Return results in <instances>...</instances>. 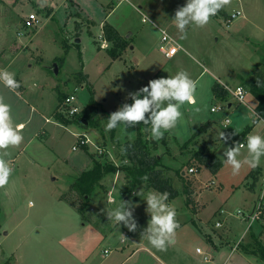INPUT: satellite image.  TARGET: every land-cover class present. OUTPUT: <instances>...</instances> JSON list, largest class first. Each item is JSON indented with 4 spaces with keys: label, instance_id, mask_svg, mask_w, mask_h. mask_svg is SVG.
<instances>
[{
    "label": "rangeland",
    "instance_id": "obj_1",
    "mask_svg": "<svg viewBox=\"0 0 264 264\" xmlns=\"http://www.w3.org/2000/svg\"><path fill=\"white\" fill-rule=\"evenodd\" d=\"M120 1L114 0V4L120 5L110 22L117 25L120 36L131 34L132 38L130 44L113 56L108 51L111 43L107 48L102 47L105 41L100 36L103 32L99 25L79 21L77 24L82 30L72 36L64 29L65 20L48 21L40 5L34 6L31 0H0V69L13 72L15 79L20 80V87L15 91L0 82V96L11 106L13 125L21 122L26 127L18 147L0 150V155L8 153L3 158L11 168L8 182L0 187V264H194L192 252L196 244L206 245L205 237L208 233L217 235L215 230L227 237L225 259L231 255L227 258L229 264H262L260 253H250L258 250L255 242L264 247V221L255 222L249 228L238 216V209L250 214L257 201L254 192L245 189L252 184L251 177L245 180L250 166L245 164L239 174L233 175L232 168L225 164L220 178L210 176L203 180L207 168L195 159L203 144L198 141H211L216 132L193 138L189 145L184 143L190 138L189 127H195V112L214 120L221 118L219 127H224V120L230 117L231 123L223 129L231 139L225 143L219 138V144L212 143V146L210 142L207 148L217 150L224 159V149L240 142L245 148H241L238 158L247 157L246 137H239L252 123L253 112L248 107L253 103L252 97L248 106H240L231 97L234 108L228 109L223 101L210 99L209 94L215 85V76L236 86L260 69L264 57V0H231L206 26H188L187 38L182 39L186 52L174 60L161 52V31L157 26L166 29L179 42L182 34L172 19L176 9L187 0ZM223 11L228 17L239 11L243 17L227 24ZM33 13L39 22L26 27L25 21ZM145 17L147 21L143 22ZM65 45H69L67 52ZM56 64L58 75L52 70ZM181 70L188 72L195 82L197 98L201 95L200 88L204 98L197 100L196 105L181 106L182 117L169 130L171 135L164 132L166 146H162L161 139H154L158 147L152 153L163 159L159 169L181 192L170 205L176 210L179 225L185 227L176 231L177 242L161 251L141 235L150 215L146 212V201L137 193L155 190L147 189L144 184L133 185L127 169L132 163L125 158V143L116 138L122 134H112L114 129L106 130V120L130 102L129 93L137 92L154 78H167ZM81 72L89 75L88 83L78 84ZM21 85L25 87L23 92ZM61 94L76 96L79 115L84 111L92 114L96 109L95 119L84 126L72 118L68 125L59 122L56 116ZM213 106H222L225 116L212 113ZM124 129L130 137L137 134V125ZM254 134L264 136V124ZM79 136L90 140L88 153L78 146ZM74 146L78 150H73ZM261 162L264 165V157ZM106 164L116 170L103 173L85 202V196L72 190L71 184L83 172ZM191 168L197 172L184 175ZM186 185L192 191L189 204L184 194ZM203 193L202 200L198 201ZM29 201L33 206H29ZM121 201L137 205L134 216L139 227L135 232L123 224L110 222L107 217L106 210L116 208ZM68 202L75 204L79 211ZM220 208L227 211V216L222 220L223 227L216 229V222L223 218L221 212L217 215L215 211ZM121 234L128 238H122ZM133 237L136 242L132 241ZM215 240L219 246L225 243L220 237ZM105 250L111 253L105 256Z\"/></svg>",
    "mask_w": 264,
    "mask_h": 264
},
{
    "label": "clouds",
    "instance_id": "obj_2",
    "mask_svg": "<svg viewBox=\"0 0 264 264\" xmlns=\"http://www.w3.org/2000/svg\"><path fill=\"white\" fill-rule=\"evenodd\" d=\"M230 4L231 0H187L185 5L176 9L172 19L178 32L182 34L181 39L187 38L188 26H206L212 16ZM145 19L147 21V17ZM0 82L12 91L20 87L15 74L7 69H0ZM195 88V82L189 73L183 70L167 78L152 79L137 92L129 93L132 103H124L110 114L106 120V130L110 131L121 125L129 128L143 123L150 125L151 137L160 140L164 132L174 128L182 117L181 106L194 103ZM23 127V124L13 125L11 106L0 96V150H6L9 146L18 147L24 139ZM235 133H238V130L235 129ZM218 136L225 143L231 139L224 131H220ZM245 139L248 155L243 160L238 158L241 148L244 147L240 142L224 149V163L232 168L233 175L239 174L245 164L252 168L258 167L261 157H264V136L249 133ZM6 155V151L0 155V187L8 182L11 173V168L3 158ZM137 194L146 201V212L150 215L148 226L141 233L142 238H146L154 248L166 251L167 246L174 241L176 229L180 226L176 220L175 208L167 202L170 194L158 191ZM29 206H33L31 201ZM136 207L132 201H121L116 208L106 210L107 217L110 222L123 224L130 232H135L139 227L134 216ZM121 237L125 238L123 234Z\"/></svg>",
    "mask_w": 264,
    "mask_h": 264
},
{
    "label": "crops",
    "instance_id": "obj_3",
    "mask_svg": "<svg viewBox=\"0 0 264 264\" xmlns=\"http://www.w3.org/2000/svg\"><path fill=\"white\" fill-rule=\"evenodd\" d=\"M31 1H32L31 3L34 6L35 5H37V6L40 5V7L44 11V13L46 15V19L48 21H57L58 22L60 19L65 20V24H64L65 28L64 29H67V31L69 33H71L72 36H75L77 33L79 34L80 31L82 30V27L78 26V24H77V23H79V21H82V20L83 21L87 20V21H89L90 24H93V25H99L100 28L102 29V32H103V33H101L100 36L103 35V40L105 42H107V40H106L104 32H105V28H106L107 25L109 27L115 29L117 32H120L119 28L117 27V25H115L114 22H112V23L110 22V20L114 17L118 6L120 5L119 3H118V5L114 4L115 3L114 0H31ZM122 1L123 0H121L120 3ZM126 1L128 2L129 0H126ZM236 1H239V0H236ZM141 9H143V8L141 7ZM241 17H243V14H242ZM143 22H146V21H144V19H143ZM153 24H155V23L153 22ZM156 26H157V24H156ZM157 27L159 28V30L163 29V27H160V26H157ZM164 30H166V29H164ZM121 36L125 37L126 40L128 41V44H130L129 42H130V40L132 38L131 34H128V35H123L122 34ZM178 40H179V42L181 44L177 40L176 41L181 46V49L179 50L178 54L175 57L167 58V59L174 60L180 54H183V52H186V44L184 43V41H182L181 38L178 39ZM107 44H109V42H107ZM161 52H162V50H161ZM202 75H203V73L200 76H202ZM197 80H200V77ZM18 81H20V80H18ZM85 81H87V83L89 82V75L88 74H86ZM214 82H215V85H213L210 88L211 89V93L209 94V98L210 99H214V100H218V101H223L224 104H226L228 109H233L234 108L233 107V103L230 102L231 96H230V94H228L224 90L222 84L229 85L230 87H235V86L231 85V83H229L227 81L224 82L223 80H221L217 76H215ZM238 85L244 86L243 83L242 84L239 83ZM238 85H236V86H238ZM215 86H219V88L221 90V93H225L227 100H223L220 97H217L215 95V91H214V87ZM24 88H25L24 86L21 87V91L22 92L24 91ZM199 94H201V95H198L199 98H197V96L194 93V95H193L194 103L189 104V105H196L197 104V100H200V99L204 98L203 97L204 95L202 93V89L201 88L199 89ZM249 97H252L253 103L252 102L249 103V106H248L247 104H248ZM242 105H247L251 109V111L253 112V115H255V117H253V115L250 116V118L252 119V123L248 124L249 126L253 125L254 121L259 119L260 116L255 111L256 107L258 106V101L254 98V96L251 95L249 90H248L247 102H246V104H240V106H242ZM212 108H211V112H212ZM218 113H221V117L222 118L226 114L223 111L222 112H218ZM183 115H188V114L185 113ZM195 115L197 116L196 119H194V120H196V121H194V126L195 127H189V131L188 132L190 134V138L187 140V143L191 140L193 134L199 128L205 127L206 129H205L203 134L211 133V132H213V134H214V132H216L217 133V134L215 133L216 137H214V138L212 137L211 141L210 140L208 141L207 139H205V140H203V142L202 141H198V143H203V144H201L202 147L203 146L204 147H208L207 145L210 142H211L212 146L215 143H216L215 145L219 144L220 143V139H219L218 133L221 131L219 129L221 127V126L219 127V125H221V123H220L221 118L219 120L210 119V118H208L206 116H203L199 112H195ZM190 116L193 117V114H190ZM227 119H230V123H231V118L227 117L224 120L225 121L224 127H221V129L223 131H224L223 128H227V126L230 124V123L226 124V120ZM46 122L48 123L49 119H46ZM221 122H223V121H221ZM20 124L24 125L22 130H25V128H26L25 127V123H21V122L17 123V125H20ZM263 124H264V119L261 118L259 120V122L254 126V128L251 131V133H254L255 130L258 129ZM222 126H223V124H222ZM214 128L215 129L218 128V131H215ZM126 131L127 130L124 129V127L118 126L117 128L114 129L112 134H115V133L122 134L120 137H116V138H118V140H122L123 143H125V145H126L127 143H129V142L132 143V142H134L137 139V134H136V136L130 137V134H127ZM167 132L171 135L170 131H167ZM146 136L147 137H145L144 140L148 143V145L150 147L157 148L158 147L157 146V142L151 137L150 129L147 130ZM163 139L164 138L161 139L162 143H163L162 146H166V141L163 140ZM175 140H176V142L179 145L182 144L178 139L175 138ZM241 144H243V143H241ZM184 145H185V143H184ZM26 147H27V144L24 145V147H22V149L25 150ZM243 148H245V147H243ZM89 151H90V149H89ZM214 152H215L216 156L222 161V163H223L222 168L219 170V172L217 174H213L210 170L206 169L205 172L203 173V176H202L203 180L205 179V177L208 178L210 176H215L216 178L217 177L220 178L223 175L222 172L224 171L225 166H226L225 163H224V159L218 154L217 150L216 151L214 150ZM20 153L22 154L23 152H20ZM255 168H258V169L261 170V172L258 174V177H257L258 181H257L256 185L254 186V188L252 189L251 186L253 184V181L255 180L254 178H252L251 186L247 185V186H245V189L249 190L251 192H254V196L257 198L256 200H258L259 191L262 189V186L264 185V165L261 162V163H259V166L255 167ZM255 168H252L251 166L249 167V170H248L247 174L245 175V180L248 179L249 174ZM186 174L190 175L189 171L188 172H184V175H186ZM262 182H263V184H262ZM220 187H222V185ZM203 195H204V193L202 195H200L201 198L198 201L202 200ZM232 196H234V194ZM194 197H196V195ZM230 198H231V196H230ZM195 201L197 203V200H195ZM240 201H241V204H244V200H240ZM254 203H255V201H254ZM254 203L252 205L253 209H254L257 201H256L255 204ZM199 210L200 209H197L198 213H196V214H199ZM238 210L240 211L242 209H238ZM215 211H217V215H219L220 212L222 213L221 218L222 217L223 218L220 220L221 222H222V220L224 221L226 219L225 217L227 216V211L223 210V208L216 209ZM220 221H217L216 224L218 222H220ZM222 224H223V222H222ZM215 227H216V225H215ZM183 228H185V227H183V225H180L179 228L176 229V231L179 232V231L183 230ZM216 229H220V228L216 227ZM215 232L217 233V235H215V236L213 234H211V233L205 232L206 234L207 233L209 234V236L205 237V239L208 241V243L206 245L196 244V247H195L196 249H195L194 252H192V257L194 258V259H192V262L194 264H203V262L205 264H229L228 259L231 257V255L227 256L228 259L227 258L225 259V256L227 255V251H228V246H227L228 243H227V240H226L227 237H225L223 234H219L217 230H215ZM197 235H200V234H197ZM130 237H132V236H130ZM219 237L221 238V240H220L221 242L222 241L225 242L224 245L220 244L221 246H219V243L216 242L215 238L218 239ZM125 238H128V237L125 236ZM122 240L126 242L125 239H122ZM132 241L136 242L137 241L136 237L135 238L133 237ZM176 242H177V239H175L172 243H176ZM198 249H201L202 253H198V251H197ZM135 252L136 251H134L133 253H135ZM205 256H207L209 258L208 262L205 260ZM166 264H168V263H166Z\"/></svg>",
    "mask_w": 264,
    "mask_h": 264
},
{
    "label": "trees",
    "instance_id": "obj_4",
    "mask_svg": "<svg viewBox=\"0 0 264 264\" xmlns=\"http://www.w3.org/2000/svg\"><path fill=\"white\" fill-rule=\"evenodd\" d=\"M222 14L228 18L226 12L223 11ZM104 33L106 40L109 43H111L110 48H108L109 49L108 51H110L111 55L116 56L119 49L121 50L128 45V41L124 40L115 29L109 27L108 25L106 26ZM68 46L69 45H65L64 47L66 49V52L68 51L69 48ZM259 67H260L259 69L260 71L258 70V72H256L254 76H249L245 79H242V83L244 87L249 90L251 95L254 96V98L258 101V106L256 107L255 111L256 113L259 114L260 117L259 119L254 121L253 125L248 126L239 138L247 137V135L251 133L254 126L259 122V120L261 118L264 119V57L261 60ZM85 79L86 76L83 75L82 72L78 74V84L83 83ZM214 91L217 97H220L223 100H227L225 93H221L219 86H215ZM66 98H67L66 95L61 94L60 105ZM130 103H132V100H130L129 104ZM91 105L93 104L91 103ZM90 112L84 111L81 115H78L73 119L75 121L80 122L82 125L84 124L83 120L86 119V122L89 124L90 120L95 119L98 111L96 109L95 110L93 109V113L91 114ZM56 117L58 121L61 123H64L66 125L71 123L69 119L65 118L59 112ZM148 129H150V125H145L143 123L138 124L137 139L134 142L132 143L129 142L125 145V153L127 155L125 158H128V160L132 163L131 168H127V169L129 171V175H131V177L133 178L134 186H141L144 184L146 185L147 189H153L158 192H168L170 195L167 202L170 204V202L176 200L181 195V192L173 187L171 180L164 175L163 170L159 169L163 165L162 157L154 155L152 153V150H156L157 148H153V147L151 148L148 145V143L144 140ZM205 129H206L205 127L199 128L193 134L192 139L185 145H189L192 142V140L202 135ZM83 148L87 153L89 152V146H84ZM195 159L201 165H203L208 170H210L213 174H217L223 165L222 161L216 156L215 152L209 150L207 147L204 146L201 147L200 150L197 152V154L195 155ZM98 165L99 163L97 164V166ZM104 166L105 167L102 168L100 167L97 169L93 168L92 170L83 172L71 184L70 188L72 190L80 193L82 197L85 196L84 197L85 202H87L89 199L86 197L89 196L95 190L96 186L100 182L103 173H111L116 170V167L112 165L106 164ZM260 172L261 170L256 168L249 174V177L255 179L251 186L252 189L254 188V186L258 181L257 177ZM180 174L181 177L185 179L184 176H182V173ZM144 177H147V179L145 180ZM189 187H190L189 185H186V189L184 192L188 196V204L192 202L190 199L192 195V191L190 190ZM68 203L73 208L78 210L75 204L70 202ZM255 244L257 245L256 248L258 250L255 252H251L250 254L255 255L256 253L257 255V252L260 253L259 259L262 262V264H264V247L260 244V242H255Z\"/></svg>",
    "mask_w": 264,
    "mask_h": 264
},
{
    "label": "built area",
    "instance_id": "obj_5",
    "mask_svg": "<svg viewBox=\"0 0 264 264\" xmlns=\"http://www.w3.org/2000/svg\"><path fill=\"white\" fill-rule=\"evenodd\" d=\"M219 12L216 14L218 15ZM242 16V12H234L231 16H229L226 19L227 24L233 23L234 20L240 18ZM146 18V17H145ZM144 18V21L146 19ZM38 16L36 13L31 14L25 21L26 27H33L34 25L38 24ZM161 50L165 54L167 58H173L175 57L179 50L181 49V46L177 43V41L169 35V33L161 29ZM103 48H107L108 44L105 42L102 45ZM173 49H175L173 51ZM224 90L230 94L231 97H233L239 104H246L247 102V97H248V90L244 86H235V87H230L229 85L222 84ZM77 104V98L74 95H70L67 97L60 105V111L59 113L63 115L65 118H75L80 114V109L76 105ZM224 111V108L222 106H214L212 108L213 113H218ZM66 115L68 117H66ZM230 123V119L226 120V124ZM90 145V140L87 138V136H79L78 140V146L79 147H84V146H89ZM78 146H74L73 150H78ZM100 150V153L102 154V150ZM197 170L195 168H191L189 170V174L192 175L196 173ZM238 216L245 221L248 225L249 228L253 226L255 222L258 221H264V185L262 186V189L259 191V196L257 203L254 207V209L251 211V213H245L242 211L238 212ZM223 224L221 222H218L216 224L217 228H221ZM124 242V241H123ZM198 253H202L201 249L197 250ZM111 253L110 250H105L104 254L105 256H108ZM205 260L208 262L209 258L205 256Z\"/></svg>",
    "mask_w": 264,
    "mask_h": 264
},
{
    "label": "water",
    "instance_id": "obj_6",
    "mask_svg": "<svg viewBox=\"0 0 264 264\" xmlns=\"http://www.w3.org/2000/svg\"><path fill=\"white\" fill-rule=\"evenodd\" d=\"M52 70H53V72H54L56 75H58V73H59V68H58V65H57V64L52 68ZM84 124H87V122L84 121Z\"/></svg>",
    "mask_w": 264,
    "mask_h": 264
}]
</instances>
